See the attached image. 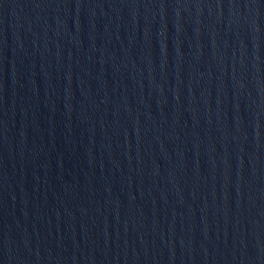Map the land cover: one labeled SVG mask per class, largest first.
I'll return each mask as SVG.
<instances>
[{
    "label": "water",
    "instance_id": "obj_1",
    "mask_svg": "<svg viewBox=\"0 0 264 264\" xmlns=\"http://www.w3.org/2000/svg\"><path fill=\"white\" fill-rule=\"evenodd\" d=\"M0 264H264V0H0Z\"/></svg>",
    "mask_w": 264,
    "mask_h": 264
}]
</instances>
